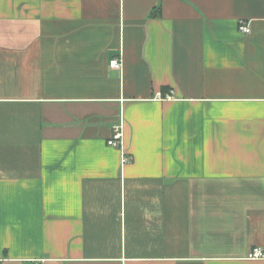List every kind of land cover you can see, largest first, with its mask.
Returning a JSON list of instances; mask_svg holds the SVG:
<instances>
[{
  "label": "crops",
  "instance_id": "obj_1",
  "mask_svg": "<svg viewBox=\"0 0 264 264\" xmlns=\"http://www.w3.org/2000/svg\"><path fill=\"white\" fill-rule=\"evenodd\" d=\"M255 248L264 0H0V264H264Z\"/></svg>",
  "mask_w": 264,
  "mask_h": 264
},
{
  "label": "built area",
  "instance_id": "obj_2",
  "mask_svg": "<svg viewBox=\"0 0 264 264\" xmlns=\"http://www.w3.org/2000/svg\"><path fill=\"white\" fill-rule=\"evenodd\" d=\"M238 30L243 33H249L251 31L250 26L242 19L238 21ZM109 64L114 68H120L122 65L121 58L120 57L112 58L110 59ZM156 97L160 99H162L163 97L171 98V95L167 94L165 96H162L161 93H157ZM107 143L110 145H114V146H121V132H120L119 127L114 128L113 134L111 138L108 139ZM126 160L127 158L123 154V161H126ZM249 256L250 257H261V256H264V254L261 252L260 249L255 248L252 250L251 253H249Z\"/></svg>",
  "mask_w": 264,
  "mask_h": 264
}]
</instances>
